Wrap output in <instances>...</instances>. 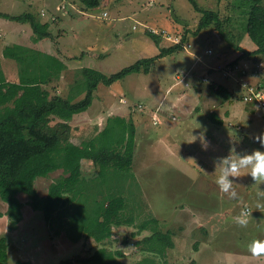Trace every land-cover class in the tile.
<instances>
[{"label": "rangeland", "instance_id": "rangeland-1", "mask_svg": "<svg viewBox=\"0 0 264 264\" xmlns=\"http://www.w3.org/2000/svg\"><path fill=\"white\" fill-rule=\"evenodd\" d=\"M22 1L0 0V11L20 15L33 10L39 14L42 22L49 21L55 38L35 43L30 25L0 18V46L4 41L5 45L7 42H22L23 47L40 50L42 54L59 60V64L68 66V71L61 78H54L45 87L50 90L56 88L65 97L75 82L83 78L80 72L82 68H93L110 76L139 60L157 57L160 48L146 33L148 29L145 26L158 31L188 34L189 47L188 50L184 48L181 52L158 59L151 66L149 74L132 73L109 87L100 84L92 106L76 115L71 122V141L81 144L101 132L102 122L105 127L110 119L115 118L114 110L120 114H136L143 120V128L136 131V156L132 169L125 172L111 168L100 174L98 166L84 161L83 185L79 187L80 193L76 194L74 206L66 212V223L71 219L85 222L89 216L95 217L97 210L94 206L98 202L116 195L122 196L126 208L119 217L121 224H112L110 239L105 243H97L83 236L79 242H74L67 234L72 235L77 225L62 224L57 218L53 222L54 227H50L44 214L33 210L28 205L29 198L22 195L19 196L24 206L22 221L17 225L15 216L0 221V239L6 238L10 248L8 264H16L21 251L32 256L36 264H62L79 255L90 257L102 247L110 251L122 250L126 255L123 258L126 264H134L146 256L155 258L160 264H264L260 258L241 253L254 240L247 235V231L252 232L254 227L251 215L246 228L234 222V217L240 214L244 204L248 208L255 207L257 192L264 190V185L253 186L254 181L247 175L249 170H243L239 178H230L238 189L237 197L233 201L222 197V203L228 202L229 207V203L233 202V210L222 218L212 216L204 219L198 215L194 218L191 212L185 209L181 211V198L186 199V192L181 186V166L189 163L186 160L188 157H193V160L202 158L203 161H199L209 168L210 165L215 166V158L227 156L233 146L238 153H250L254 149L264 151L252 139L250 142L245 139L250 136L245 133L249 125L247 120L256 117L263 119V114L255 108L248 109V105L237 96L242 93L239 77L244 76L252 83H256L257 79L251 75L237 74L236 71H233L236 74L231 75L228 67L229 63H244L246 60L240 59L244 53L235 52L214 26L194 36L192 32L196 30L202 15L189 0H101L102 5L92 10L83 9L81 0ZM196 1L201 8L217 11L223 19H229L226 31L236 35L235 43H240L247 50L254 49L252 41L242 33L244 26L246 31L248 21L249 4L246 0ZM104 12L109 15L107 19L100 17ZM172 45L161 37L160 47ZM0 54L3 55L2 52ZM1 58L2 70L8 79H18V66L5 57ZM177 82L178 86L172 90L182 93L181 96L186 98L179 102L167 101L161 111H153L152 105L159 104L164 96L168 97V90ZM220 85L232 95L230 99L216 94L213 86L218 88ZM194 90H197V94ZM184 91L189 95H185ZM122 98L127 104L120 103ZM182 103L188 107L186 110L181 109L182 115L194 118L197 113L200 114L195 120L197 125L188 128L189 136H192L188 140H185L184 133L181 134V121L170 116L172 110ZM212 110L224 124H215L219 134L206 139L209 145L213 144L210 154L200 157L203 147L199 132L208 129L205 117ZM181 114L177 113L178 116ZM153 116L158 118L157 124H154ZM102 119L104 121L100 123ZM58 121L56 119L51 124L55 125ZM261 131L264 132L263 129ZM183 140L193 145L182 149ZM197 146L201 148L198 150ZM116 170L119 175H114ZM216 173L217 179L219 172ZM61 175L62 171H57L48 178L37 180L36 188L40 195L45 196L51 184ZM185 189L188 191L190 187L186 185ZM245 194L251 195L247 201ZM243 195L244 199L240 198ZM194 197L199 198L196 195ZM216 202L219 203L218 200ZM0 210H8V204L1 197ZM212 212L216 213L215 210ZM147 222L152 224L146 229L142 228ZM12 226H16L13 231L10 229ZM157 231H171L173 234L175 246L167 249L164 256L142 252L138 246V242ZM194 246H198L197 250ZM218 249L221 250L218 252L219 258L216 254Z\"/></svg>", "mask_w": 264, "mask_h": 264}, {"label": "trees", "instance_id": "trees-1", "mask_svg": "<svg viewBox=\"0 0 264 264\" xmlns=\"http://www.w3.org/2000/svg\"><path fill=\"white\" fill-rule=\"evenodd\" d=\"M189 1L202 15L196 30L192 32L194 36L214 26L235 52L244 53L241 60L245 59L255 64L264 61V0H246L249 4L248 21L246 31L244 26L242 33L252 41L254 50H247L240 43H235L236 35L228 34L226 31L225 26L230 24L228 18L223 19L217 11L201 8L196 0ZM81 2L83 9L86 10L96 9L102 5L101 0ZM235 9L238 10L236 7ZM0 18L30 25L35 43L55 38L49 21L42 22L39 14L33 10L20 15L0 11ZM146 33L160 48L157 57L139 60L110 76L93 68H82L80 72L83 78L75 82L66 97L56 88L51 90L45 88L54 78H61V75L66 73L65 64H59V60L42 54L40 50L35 51L32 47L26 48L10 42L6 44L3 55L0 54V197L8 204V210L6 212L0 210V218L15 216L18 225L22 221L24 208L19 196L25 195L29 198L28 205L33 210L41 211L50 227H54V220L57 218L62 224L77 225L72 235L67 234L72 241L79 242L83 236L92 238L97 243H105L110 239L112 224H121L119 217L126 208L122 196L116 195L98 202L94 206L97 210L95 217L89 216V220L85 222L79 223L77 219H71L66 223L68 214L66 212L74 206L76 194L80 193L79 187L83 185V161L98 166L100 174L111 168L125 172L132 169L136 152V128L133 124L128 125L124 119L112 118L97 136L84 140L81 144H75L71 141V122L76 115L92 106L100 84L113 85L132 73L149 74L151 66L158 59L181 52L184 50V43L189 41L188 34H184L183 43L180 45L160 47L161 37L149 31ZM1 57L11 60L18 66V79H8L6 72L2 70ZM213 89L221 97L226 99L232 97L222 85L218 88L213 86ZM237 96L244 102L242 93ZM211 116L216 124L222 123L215 114ZM56 119L59 121L52 125ZM117 170L114 175H119ZM57 171H62L60 178L51 184L45 196L40 195L36 188L37 180L48 178ZM150 224L152 222H147L142 228L146 229ZM16 226H12L11 231L15 230ZM66 231L70 232L69 229ZM172 237L171 231L166 233L157 231L144 238L142 242H138V246L142 252L164 256L167 249L175 246ZM197 247L194 246V249L197 250ZM8 249L10 248L7 239L1 238L0 264H8ZM125 256L122 250L110 251L102 247L90 257L79 255L76 259L64 261L62 264H126L123 261ZM16 264L32 263L17 261ZM134 264L160 263L155 258L146 256Z\"/></svg>", "mask_w": 264, "mask_h": 264}, {"label": "crops", "instance_id": "crops-1", "mask_svg": "<svg viewBox=\"0 0 264 264\" xmlns=\"http://www.w3.org/2000/svg\"><path fill=\"white\" fill-rule=\"evenodd\" d=\"M19 1H22V0H19ZM22 3H23V1L21 2V4ZM67 13H68V11H67ZM5 43H6V41H4L3 44L0 46V53L3 52V49L6 46ZM7 43H9V42H7ZM12 43H15L17 45H22L21 44L22 42H12ZM66 67H67V69L65 72L68 71V66H66ZM177 79H179V75L177 76ZM178 84H179V82L174 83L173 86L168 90V92H170L168 97L164 96V98H162V100L160 101L159 104L152 105L153 111H161L163 109V105L167 104L166 103L167 101L172 100V102H179V101L186 98V96H181L182 93H176L175 91L172 90L174 87L178 86ZM184 93H185V91H184ZM194 93L197 94V90ZM185 95L188 96L189 93H185ZM122 102L127 104V101L124 98H122V100L120 101L121 104H123ZM173 105L176 106V104H173ZM247 105H248V107H247L248 109L254 110V108H255L254 106H252L250 104H247ZM177 107L178 108L172 110V114L170 116L174 120H180L181 121V134L184 133L185 140H188L189 138L192 137V136H189L190 133H188L189 132L188 128L191 126L194 127L197 125L195 120L199 117L200 114L197 113L196 116H194V118H193V116H189V115L184 116L181 114V109L186 110V108H188V107H186L185 104H183V103L180 107L178 104ZM197 110H199V109H197ZM114 113L116 114L115 118L124 119L129 125L133 124L136 128V131L143 128V126H142L143 120L139 116H137L136 114H133L130 112H124L123 114H120V113H117L115 110H114ZM128 113L130 114V116ZM177 113L181 114V116H178ZM212 114H215L217 117H219V119H221L220 116L217 115L215 110L214 111L212 110V112H210L209 114L206 113L205 122H206L208 129H204V131L199 132L200 133L199 138L201 137L202 134L205 137V139H209V136H214L216 133L219 134V131L217 130V128H215L216 123H215V120L213 119V117L211 116ZM101 117H102V115H101ZM262 117H263V119H258L256 117L255 119L247 120L249 122V125H248V128L246 129L245 133L247 134V136L248 135H250V136H249V139L247 137H245V139H247L248 142L251 141V139H250L251 136H253L254 134L261 133L262 132L261 129H263V131H264V116L262 115ZM154 118H156V120L158 119L157 117H154ZM229 120H230V118H229ZM102 121H104V120L102 119L100 121V123ZM158 121L159 120H157V123H158ZM209 121H211L212 123ZM223 124H224V121L222 120V123L220 125H223ZM106 127L107 126H105V127L103 126V122H102L101 123V132ZM241 132H244V131L241 130ZM185 140L181 141L182 149H186L187 147L193 145L192 143H188ZM194 145H195V143H194ZM211 145H213V144H210L209 147L207 148V150H204V148H203L200 151V157L206 153L210 154V150L212 149ZM200 148L201 147L197 146L198 150ZM135 156H136V152L134 153V160H135ZM190 158L193 159V157H188L186 160H188L189 163L181 166V183H182L181 186H183V189L186 192V193H184V195H186V199L181 198V211H184V209H185V210L191 212L193 214L192 217H194V218L197 215H198V217H202L204 219H208L209 217L212 218V216H213V218L214 217L222 218L229 211L233 210V208H232L233 202L229 203L231 206V207H229L228 202L225 201L224 203H222L223 202L222 197L225 196L227 199H230V201H233L234 198H231L230 193L229 194L222 193L220 191L219 187L217 186V184L215 183L216 174H217V173H215V171H216L215 166L213 167L212 165H210L209 168H207V167H205V165L202 164V162H201V161H203L202 158H199V159L195 158L194 161H189ZM199 160H201V161H199ZM83 162H82V166H83ZM186 185H188L190 187V189L188 191H186V189H185ZM207 186L213 187V189H209ZM194 187H195V189H194ZM233 188H234L235 192H237L238 189L235 188L234 182H233ZM193 194L198 196L199 198H195ZM248 197L250 199L251 195L245 194V200L246 201L248 200ZM240 198L244 199V195L240 196ZM256 199L258 200L259 198L256 197ZM216 200H218L219 203H217ZM188 203H192V204H188ZM261 203H264V200H261ZM249 208L251 209V212H252V216H251L250 220H252L254 227L252 228L253 229L252 232L247 231V235L251 236L253 239L264 240V210H261V212H260L255 207L250 206ZM213 210L216 211L215 214L212 212ZM228 218H232V217L229 216ZM6 219H7V216H4V217L0 218V221L6 220ZM259 233H260V236H259ZM206 235H208V234H206ZM200 247L201 246H199V248ZM217 248H219V246ZM219 251H221V250L218 249L216 252L218 258L220 257V256H218ZM241 253H244V254L251 256V254L248 252V249H245ZM18 259H19L18 261H30L32 264H36V262L32 258V256H28L27 254H25V252L22 253V251L19 254ZM220 259H222V258H220ZM260 259H261V261L264 262V256L260 257ZM11 264H14V262H12Z\"/></svg>", "mask_w": 264, "mask_h": 264}, {"label": "clouds", "instance_id": "clouds-1", "mask_svg": "<svg viewBox=\"0 0 264 264\" xmlns=\"http://www.w3.org/2000/svg\"><path fill=\"white\" fill-rule=\"evenodd\" d=\"M199 139L201 140L204 150H207L210 142L205 139L203 134ZM250 139H252L254 143H258L261 148H264V132L254 134ZM189 161L194 160L190 158ZM213 163L216 168L215 173L217 171L219 172L215 183L222 193H230L231 198L235 199L237 193L233 188V180L230 178H239L243 170H249L247 175H250L254 181L253 186L264 185V151L260 149H254L250 153L247 151L238 153L236 147L233 146L230 148L227 156L217 157ZM257 197L259 199L255 204V208L261 212V210H264V203L260 202L264 200V190L258 191ZM250 215L252 216V212H250L248 205L244 204L240 214L234 217V222L239 227L246 228L249 223ZM247 249L253 258L264 256V240H252L247 245Z\"/></svg>", "mask_w": 264, "mask_h": 264}, {"label": "built area", "instance_id": "built-area-1", "mask_svg": "<svg viewBox=\"0 0 264 264\" xmlns=\"http://www.w3.org/2000/svg\"><path fill=\"white\" fill-rule=\"evenodd\" d=\"M108 13L104 12L102 17L103 19L108 18ZM148 29L147 31L160 36L173 45H180L183 43V36L180 34H175L173 32H169L168 30H160L149 28L148 26L144 27ZM136 29V28H135ZM184 48L188 50L189 42L184 43ZM241 66V67H239ZM228 67L230 68L231 75L232 74H240V75H251L257 79L256 83H252L244 78V76L239 77L242 81V87L240 90L242 91L243 100L246 104L254 105L257 110H259L264 115V61L259 62L257 64L252 63L251 61H245L244 63H229ZM244 67V69H241ZM233 71H236L235 73ZM155 123L157 120L155 118Z\"/></svg>", "mask_w": 264, "mask_h": 264}]
</instances>
